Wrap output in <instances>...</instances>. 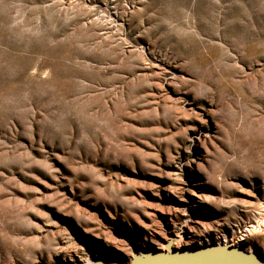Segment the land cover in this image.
Returning a JSON list of instances; mask_svg holds the SVG:
<instances>
[{
    "label": "rangeland",
    "instance_id": "1",
    "mask_svg": "<svg viewBox=\"0 0 264 264\" xmlns=\"http://www.w3.org/2000/svg\"><path fill=\"white\" fill-rule=\"evenodd\" d=\"M172 238L264 254V0H0V264Z\"/></svg>",
    "mask_w": 264,
    "mask_h": 264
},
{
    "label": "water",
    "instance_id": "2",
    "mask_svg": "<svg viewBox=\"0 0 264 264\" xmlns=\"http://www.w3.org/2000/svg\"><path fill=\"white\" fill-rule=\"evenodd\" d=\"M171 242L164 250H132L130 259H92L82 264H264V254L229 244H211L176 249Z\"/></svg>",
    "mask_w": 264,
    "mask_h": 264
},
{
    "label": "bare ground",
    "instance_id": "3",
    "mask_svg": "<svg viewBox=\"0 0 264 264\" xmlns=\"http://www.w3.org/2000/svg\"><path fill=\"white\" fill-rule=\"evenodd\" d=\"M243 239V238H242ZM170 242H171V244L173 245V246H177L178 244H177V240L175 239V238H172V239H170L169 240ZM247 251H249V252H251L250 250H249V248H247Z\"/></svg>",
    "mask_w": 264,
    "mask_h": 264
}]
</instances>
